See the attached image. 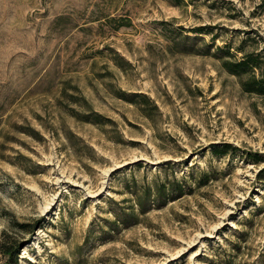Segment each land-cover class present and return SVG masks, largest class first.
<instances>
[{"label":"rangeland","instance_id":"1","mask_svg":"<svg viewBox=\"0 0 264 264\" xmlns=\"http://www.w3.org/2000/svg\"><path fill=\"white\" fill-rule=\"evenodd\" d=\"M227 50L264 56V0H0V264H264Z\"/></svg>","mask_w":264,"mask_h":264},{"label":"trees","instance_id":"2","mask_svg":"<svg viewBox=\"0 0 264 264\" xmlns=\"http://www.w3.org/2000/svg\"><path fill=\"white\" fill-rule=\"evenodd\" d=\"M229 59L222 61V67L232 75L240 79L243 91L264 96V56L260 53L243 52L240 58H233L227 50ZM232 147L225 145L224 148L214 147L212 153L215 156H222L231 150ZM8 260L6 264H16L18 258V248L14 251L6 250Z\"/></svg>","mask_w":264,"mask_h":264}]
</instances>
